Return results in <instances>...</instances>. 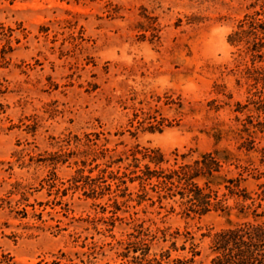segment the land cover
<instances>
[{
	"label": "rangeland",
	"instance_id": "rangeland-1",
	"mask_svg": "<svg viewBox=\"0 0 264 264\" xmlns=\"http://www.w3.org/2000/svg\"><path fill=\"white\" fill-rule=\"evenodd\" d=\"M262 107L264 0H0V264H211ZM214 151L229 215L187 213L163 177Z\"/></svg>",
	"mask_w": 264,
	"mask_h": 264
},
{
	"label": "trees",
	"instance_id": "trees-1",
	"mask_svg": "<svg viewBox=\"0 0 264 264\" xmlns=\"http://www.w3.org/2000/svg\"><path fill=\"white\" fill-rule=\"evenodd\" d=\"M244 33V30L235 32L229 41L231 43L242 41ZM261 110L264 111V107ZM149 152L153 154L152 156L147 155L150 163L157 166L163 162V156L158 151ZM222 159L226 158H222L216 151L206 153L191 165H180L178 170L163 177L171 186L173 183L170 180L173 176L176 177L177 183L181 185L179 195L181 198L186 197L185 212L203 215L214 210L229 215L230 208L226 205L225 194L218 199L217 192L210 191L208 183L204 189L194 182L196 179L212 177L213 172L219 171ZM234 187L238 188L237 185ZM225 188L229 195L241 197V200L235 203L236 218L240 219L236 222L229 221L225 229L213 235L209 247L211 264H264V211L257 213V209L261 208V203L256 204L251 213L252 219H248L247 210L254 206V200L245 190L235 191L230 186H225ZM259 188L262 189V193L258 197L264 201V185H260ZM246 201H251V204L246 206Z\"/></svg>",
	"mask_w": 264,
	"mask_h": 264
}]
</instances>
